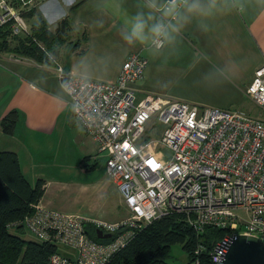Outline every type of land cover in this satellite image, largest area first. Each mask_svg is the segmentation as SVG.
Segmentation results:
<instances>
[{"label": "built area", "instance_id": "2783aa9c", "mask_svg": "<svg viewBox=\"0 0 264 264\" xmlns=\"http://www.w3.org/2000/svg\"><path fill=\"white\" fill-rule=\"evenodd\" d=\"M38 0H0V28L23 35L29 24L21 11ZM15 4L19 8L15 7ZM147 60L131 54L114 83L55 75L69 99L73 118L104 156L106 175L117 185L129 217L117 223L91 220L44 209L12 225L40 242L75 252L60 253L49 264H109L140 230L163 217L180 214L196 231H226L210 254L221 264L233 237L252 236L264 243V119L146 95L136 100ZM244 94L264 114V66ZM127 145V147H125ZM153 162L157 167L153 166ZM235 212L245 214L238 219ZM108 239L95 241L86 227Z\"/></svg>", "mask_w": 264, "mask_h": 264}, {"label": "crops", "instance_id": "0c3cea01", "mask_svg": "<svg viewBox=\"0 0 264 264\" xmlns=\"http://www.w3.org/2000/svg\"><path fill=\"white\" fill-rule=\"evenodd\" d=\"M44 1L37 6L34 17L27 22L32 26L36 24V21L32 23V20H37V16H40L46 21L49 30L53 31L51 25L54 24L48 22L39 10ZM52 2H56L58 8L68 9L64 16L54 23L67 18L71 31L81 37L85 35V41L78 38L75 41L76 46H63L53 67L38 65L28 58L10 53H0V122L11 110H17L19 113L13 136L4 135L0 128V152L16 153L25 178V169L34 170L32 179L39 180L40 174L34 167V157L24 146L23 132L18 131L23 127L20 118L22 113H25L24 107L30 92L42 91L41 87H44L46 92L39 94L49 96L52 101L60 99V94L65 95L52 93L53 88L63 91L55 75L57 66L69 75L114 83L124 61L136 53L147 60L142 79L132 86L139 95H159L168 100L182 101L199 107L248 114L242 110L247 100L244 91L255 71L264 66V0H226V9L205 21L206 30L200 26L197 19H193L181 31L173 47L166 48L155 56L141 46L127 45L121 36L126 18L124 14L131 16L138 11H146L143 7L145 0ZM78 3L80 4L75 7ZM72 7L74 8L71 10ZM65 103L70 108L68 98ZM33 139H36V134ZM91 142L95 145L92 140ZM96 155L95 145V151L88 156L89 161L94 160ZM42 181L45 191L39 205L44 209L60 212L52 208V198H46L50 182L43 179ZM112 182L118 191L117 185ZM122 205L124 208L123 201ZM124 218L126 216L106 223H117ZM59 249L58 253L62 254ZM71 252L70 255H62L72 258L75 252Z\"/></svg>", "mask_w": 264, "mask_h": 264}, {"label": "trees", "instance_id": "16d2710c", "mask_svg": "<svg viewBox=\"0 0 264 264\" xmlns=\"http://www.w3.org/2000/svg\"><path fill=\"white\" fill-rule=\"evenodd\" d=\"M42 1L44 0H38L37 5L21 11L26 21L34 17L36 8ZM15 7L19 8L17 4ZM70 32L67 18L58 22L51 31L46 21L37 16L36 24L29 26V30L23 35L13 36L9 26L1 27L0 53H10L28 58L38 65L53 67L62 47L66 44L75 45V42L68 40ZM85 40L83 35V41ZM18 121V111H9L0 122L2 133L13 136ZM83 161L89 162V157H85ZM88 168L92 169L93 165ZM44 191L42 180H37L33 186L27 181L16 153L0 152V264H49V257L58 252V248L49 243L36 239L25 240L23 228L12 227L33 212L32 207L39 204ZM86 229L91 239L101 240L94 235L92 227L87 226ZM225 233L222 229L212 227L196 231L187 224L184 215L166 216L144 226L109 264H169L170 248L177 244L188 255L186 264H209L214 244Z\"/></svg>", "mask_w": 264, "mask_h": 264}, {"label": "rangeland", "instance_id": "374dc122", "mask_svg": "<svg viewBox=\"0 0 264 264\" xmlns=\"http://www.w3.org/2000/svg\"><path fill=\"white\" fill-rule=\"evenodd\" d=\"M39 10L46 16L48 22L54 24L51 25L53 30L61 19L54 22L68 11L65 8H58L56 2L52 0H45ZM35 21L33 19L32 23ZM78 38L83 40V37L77 35L75 31L69 33V42H75ZM41 88L42 91L36 90L28 94L25 113H22L20 118L23 127L18 131L23 132L24 146L35 159L34 167L40 174L38 178L50 182L46 198H52V208L64 214L96 221L114 222L125 216L129 217V212L125 205L123 208V200L113 185V180L106 175L104 156H95L94 160L89 162L83 161L95 151V145L73 118L71 108L65 103L67 100L65 95L60 94V99L52 101L49 100V96L39 94L46 92L44 87ZM52 93L64 92L53 88ZM135 97L137 101L144 98L139 94H135ZM242 110L251 116L264 119V114L248 99ZM35 134L36 139H33ZM26 156L30 159V156L27 154ZM93 164L95 165L92 169L88 168ZM25 172L27 181L33 186L38 180L32 179L34 170L25 169ZM235 215L239 220L246 218L242 212H235ZM23 238L36 241L27 232ZM58 248L62 254L72 253L71 249L61 244ZM187 261L188 255L180 244L171 246L169 264H186Z\"/></svg>", "mask_w": 264, "mask_h": 264}, {"label": "clouds", "instance_id": "9594fccd", "mask_svg": "<svg viewBox=\"0 0 264 264\" xmlns=\"http://www.w3.org/2000/svg\"><path fill=\"white\" fill-rule=\"evenodd\" d=\"M144 9L125 13L122 39L129 46H141L151 55L173 47L181 31L193 19L205 30V21L227 7L226 0H145ZM119 11V6H117ZM67 89V85H62Z\"/></svg>", "mask_w": 264, "mask_h": 264}, {"label": "water", "instance_id": "95a60500", "mask_svg": "<svg viewBox=\"0 0 264 264\" xmlns=\"http://www.w3.org/2000/svg\"><path fill=\"white\" fill-rule=\"evenodd\" d=\"M98 239H108L97 230ZM221 264H264V243L258 238L237 235L232 238Z\"/></svg>", "mask_w": 264, "mask_h": 264}, {"label": "snow or ice", "instance_id": "6c2138e0", "mask_svg": "<svg viewBox=\"0 0 264 264\" xmlns=\"http://www.w3.org/2000/svg\"><path fill=\"white\" fill-rule=\"evenodd\" d=\"M125 147H127V145H125ZM153 166H154V167H157L158 165H155L154 162H153Z\"/></svg>", "mask_w": 264, "mask_h": 264}]
</instances>
